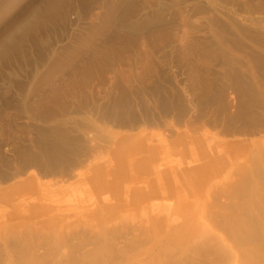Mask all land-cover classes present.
<instances>
[{"label": "rangeland", "instance_id": "rangeland-1", "mask_svg": "<svg viewBox=\"0 0 264 264\" xmlns=\"http://www.w3.org/2000/svg\"><path fill=\"white\" fill-rule=\"evenodd\" d=\"M148 150L176 191L110 208ZM189 200L248 241L202 210L187 253ZM261 228L264 0H0V264H264Z\"/></svg>", "mask_w": 264, "mask_h": 264}, {"label": "bare ground", "instance_id": "bare-ground-1", "mask_svg": "<svg viewBox=\"0 0 264 264\" xmlns=\"http://www.w3.org/2000/svg\"><path fill=\"white\" fill-rule=\"evenodd\" d=\"M146 156H143L141 159H139L136 163H133L130 165V167L127 164L126 165H117L112 171V173H109V176L113 178V180L109 181L106 186L107 188H110L114 192V196L108 200L110 202L109 207L115 208L118 203H123L128 201V198L130 197L135 204H145L148 203L150 200H154L156 198H162L166 194L171 195L174 191H176V187L173 186L171 180H175L180 173L179 170L175 168L170 169H163L160 168L162 166H156L155 164V158L157 154L153 150H148L144 152ZM146 157V158H144ZM134 175H139L144 177V181L140 186H136L135 184L133 186H125V189L123 188L124 185H126L129 180H134ZM133 178V179H130ZM140 184V183H139ZM133 189V192L130 194V190ZM127 192H126V191ZM125 194V197L123 195ZM130 194V196H129ZM34 210L38 212L37 216L47 217L51 219L53 216L51 215L54 209L49 206L40 205L39 207H36ZM58 212V210L56 209ZM50 223V220H49ZM230 225V228L232 229L231 233L234 236H240V242L246 243L248 241L249 236V226L245 223L238 224L237 226H231V222H228ZM152 227V225H151ZM150 227V228H151ZM149 231V230H147ZM261 237H264V229L261 228ZM222 242H226L227 238H222ZM85 240H83L79 247H82L85 244ZM38 245L32 244V248H36ZM30 247V246H29ZM80 249V248H79ZM75 250V249H74ZM73 250V251H74ZM71 251V253L73 252ZM4 252L8 256V262L7 264H23L22 262V256L19 253H16L14 251L10 252L9 248L7 247ZM57 252L51 251V252H45L41 255H36V252L32 253V261L29 264H48L49 259L54 256ZM228 256V255H227ZM43 257V259H42ZM38 260H41V262H37ZM117 260L116 257L113 259ZM121 261H126L128 264H136L138 261L136 260H130L129 258L125 256H121Z\"/></svg>", "mask_w": 264, "mask_h": 264}, {"label": "clouds", "instance_id": "clouds-1", "mask_svg": "<svg viewBox=\"0 0 264 264\" xmlns=\"http://www.w3.org/2000/svg\"><path fill=\"white\" fill-rule=\"evenodd\" d=\"M202 210L206 211L211 216L217 231L222 233L225 237L231 239L230 225L226 220L218 218L211 207L201 209V207L194 200H189L182 203L178 208V211L185 214L189 223L193 225L191 231L188 233V239L185 244V251L191 255H194L195 253L192 251L190 241L196 235L195 221L198 219L199 213ZM216 251L220 257L219 264H230L227 258V253L222 247H218Z\"/></svg>", "mask_w": 264, "mask_h": 264}]
</instances>
